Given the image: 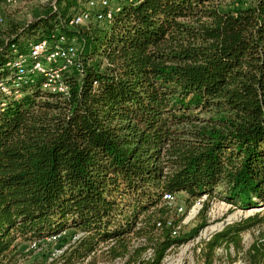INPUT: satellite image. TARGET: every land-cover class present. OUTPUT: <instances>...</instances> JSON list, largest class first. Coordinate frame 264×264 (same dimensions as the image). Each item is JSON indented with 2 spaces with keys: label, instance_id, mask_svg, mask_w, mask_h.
Instances as JSON below:
<instances>
[{
  "label": "trees",
  "instance_id": "trees-1",
  "mask_svg": "<svg viewBox=\"0 0 264 264\" xmlns=\"http://www.w3.org/2000/svg\"><path fill=\"white\" fill-rule=\"evenodd\" d=\"M23 1L29 19L1 18L0 80L13 50L38 41L75 40L78 56L67 97L42 75L0 93V264H164L207 226L212 198L264 207V0H122L108 22L78 27L89 0ZM259 224L264 214L224 226L197 264L237 252ZM62 232L52 261L51 245L24 253Z\"/></svg>",
  "mask_w": 264,
  "mask_h": 264
},
{
  "label": "built area",
  "instance_id": "built-area-1",
  "mask_svg": "<svg viewBox=\"0 0 264 264\" xmlns=\"http://www.w3.org/2000/svg\"><path fill=\"white\" fill-rule=\"evenodd\" d=\"M19 0H5L8 6L15 5ZM122 0H89L84 9L77 12L68 22L69 27L84 26L91 17L101 22H108L113 12L117 9V5ZM133 1V0H129ZM117 11V10H116ZM1 22V20H0ZM13 57L6 63L5 68L11 72V75L5 80H0V93L5 96L17 95L22 84L35 75H42L44 81L42 88L51 93L67 97L69 93L68 86L63 80L64 73L73 66H76L78 48L74 40H67L64 36H60L54 42L46 40L38 41L29 45L27 52L24 54L17 53L13 50ZM163 200L170 202L173 197L164 195ZM203 200L197 205V209L201 208ZM181 211V209H179ZM60 234L44 237L29 243L24 253L39 252L51 245L48 261H52L61 253L63 249L54 248V244L59 240ZM247 244L241 252L234 255L233 249L229 248L227 253L222 256L217 254L218 258L213 264H250L245 256V252L256 244L260 249L262 257L258 264H264V232L254 231L252 236L248 235ZM50 247V246H49ZM221 250L217 252L220 253ZM221 254V253H220ZM20 264H29L22 259Z\"/></svg>",
  "mask_w": 264,
  "mask_h": 264
},
{
  "label": "rangeland",
  "instance_id": "rangeland-1",
  "mask_svg": "<svg viewBox=\"0 0 264 264\" xmlns=\"http://www.w3.org/2000/svg\"><path fill=\"white\" fill-rule=\"evenodd\" d=\"M27 8H28V4L23 0H19L15 5L12 6H8L5 3V0H0V20L1 18L29 19L30 17ZM202 200L203 202L207 200L205 195L202 196L199 200L195 201V203L187 211L182 223L183 225L187 227H193L196 224L197 216L199 214V210L201 209V208L197 209V205ZM169 206L172 208H177L178 213L182 214L185 210V203L183 197L179 196L177 199L175 200L173 199L172 201L169 202ZM179 209H181V211H179ZM257 214L259 216H262L264 214L263 206L257 208H251L248 210H240L219 200L218 198H212L211 200L208 201V208L205 211V219L207 222V226L199 233V236L195 238L193 241L185 245H182L176 250L171 251L169 255L166 257L164 264H197L196 257L198 256L203 241L207 240L212 234L221 231L224 228V226L234 222H239L241 220L255 216ZM254 231L264 232V224H259L254 228L245 231L244 233L241 234L240 248L237 252L233 250L234 255L242 251V249L244 248V244L248 243L247 241L248 235L251 237ZM63 245L66 246L65 244ZM218 250H221L220 251L221 254L217 252ZM224 253L230 255L229 251L227 252L224 248H219L216 250V254H219L221 256ZM36 254L37 252H35V255Z\"/></svg>",
  "mask_w": 264,
  "mask_h": 264
}]
</instances>
